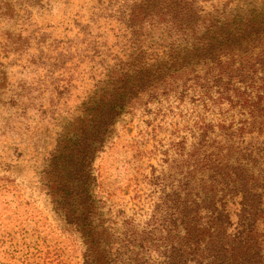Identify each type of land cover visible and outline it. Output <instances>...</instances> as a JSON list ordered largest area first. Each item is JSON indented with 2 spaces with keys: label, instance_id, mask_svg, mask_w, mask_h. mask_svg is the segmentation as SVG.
Here are the masks:
<instances>
[{
  "label": "rangeland",
  "instance_id": "1",
  "mask_svg": "<svg viewBox=\"0 0 264 264\" xmlns=\"http://www.w3.org/2000/svg\"><path fill=\"white\" fill-rule=\"evenodd\" d=\"M200 1L207 18L264 19V0ZM126 14L108 0H0V264H84L81 239L51 214L43 163L73 141L96 95L110 90L114 66L135 69L181 45L158 40L155 28L135 41ZM260 52L223 80L206 78L204 65L172 67L124 108L93 164L105 225L141 226L154 232L152 245L171 247L176 210L187 205L190 220L203 222L195 209L206 185L232 212L240 172L264 194Z\"/></svg>",
  "mask_w": 264,
  "mask_h": 264
},
{
  "label": "trees",
  "instance_id": "2",
  "mask_svg": "<svg viewBox=\"0 0 264 264\" xmlns=\"http://www.w3.org/2000/svg\"><path fill=\"white\" fill-rule=\"evenodd\" d=\"M108 1L112 10L127 13L125 33L135 41L155 28L158 40L181 45L170 46L161 58L135 69L114 66L108 76L110 90L96 95L93 113L81 120L73 141L59 142L47 154L40 184L52 216L61 230L79 236L84 264H264V194L245 172L231 180L238 198L235 211L220 203L208 185L198 196L200 208L195 209L202 223L190 220L187 205L176 210L180 223L174 222V230L179 239L171 247L166 242L152 245L149 235L154 232L133 223L131 229L105 225L92 193L93 164L124 108L156 81L166 80L177 65H204L206 78L212 71L220 80L242 74L246 59L264 46V19L245 17L238 23L232 18H207L200 0ZM187 252L196 255L191 258Z\"/></svg>",
  "mask_w": 264,
  "mask_h": 264
}]
</instances>
